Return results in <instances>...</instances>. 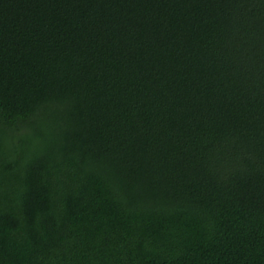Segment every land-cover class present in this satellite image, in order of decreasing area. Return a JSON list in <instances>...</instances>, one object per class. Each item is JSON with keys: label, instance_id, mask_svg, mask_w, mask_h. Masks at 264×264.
Instances as JSON below:
<instances>
[{"label": "trees", "instance_id": "16d2710c", "mask_svg": "<svg viewBox=\"0 0 264 264\" xmlns=\"http://www.w3.org/2000/svg\"><path fill=\"white\" fill-rule=\"evenodd\" d=\"M0 264H264V0H0Z\"/></svg>", "mask_w": 264, "mask_h": 264}]
</instances>
